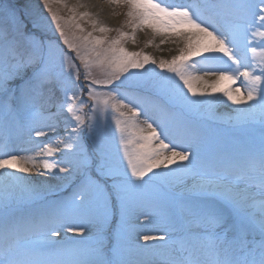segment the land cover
I'll return each mask as SVG.
<instances>
[{"label": "snow or ice", "instance_id": "snow-or-ice-1", "mask_svg": "<svg viewBox=\"0 0 264 264\" xmlns=\"http://www.w3.org/2000/svg\"><path fill=\"white\" fill-rule=\"evenodd\" d=\"M108 2L127 7L131 34L94 36L113 31L95 19L84 34L78 20L92 14L77 7L85 5L43 0L59 32L54 41L39 16L0 0V120L16 139L28 134L19 151L7 134L0 154V179L22 193L0 201V264H144L126 251L148 252L149 264H264V50L255 61L257 42L264 46V0ZM53 4L68 9L67 20ZM68 27L81 35L69 36ZM145 28L178 54L157 62L129 51L125 43L135 44ZM59 41L82 62L91 104L79 99L84 85L72 90L80 68L58 51ZM92 64L108 78L90 79ZM148 64L160 71L145 76ZM130 78H137L135 98L121 91ZM100 88L107 89L102 102ZM224 98L244 106L238 126L259 121V149L205 162L195 116ZM85 107L87 119L79 114ZM109 108L120 117L122 155L98 138ZM33 170L57 183L32 186L16 175ZM145 224L163 234H143Z\"/></svg>", "mask_w": 264, "mask_h": 264}, {"label": "rangeland", "instance_id": "rangeland-1", "mask_svg": "<svg viewBox=\"0 0 264 264\" xmlns=\"http://www.w3.org/2000/svg\"><path fill=\"white\" fill-rule=\"evenodd\" d=\"M108 2V0H106ZM14 3L17 4L18 7H20L22 10L24 8H27L32 14L37 15L40 17L41 20H43L45 25V35L48 38L53 39L54 41L59 40V32L55 30V23H50L51 16L47 12V9L44 7L43 0H13ZM190 2H193V0H165V3L167 4H188ZM66 3L68 7H72L75 5L83 4L85 7H77V13L82 12H89L92 15L89 17H86L84 19L78 20L81 27L85 29V33L87 32H93V25L91 23L92 20H98L103 25L107 26L108 28L113 29V31L108 33H100V32H93L94 36H107L109 39L116 38L119 35V32L116 31L119 29L120 31L126 32L131 34L132 28L127 23V16L125 15L127 12V7L122 4L112 5V13L118 18V21L114 25H109L102 21L99 17V15L91 10L86 1L84 0H66ZM53 9L55 11H58V14L67 20L68 16L71 15V13L68 12L67 8L60 7L56 4L52 5ZM67 32L69 36L73 34V32L76 33V35H81L78 30H76L74 27H68ZM136 37V43L133 44L129 40L127 43H125V47L129 51H142L143 53H146L153 57L154 59L159 62L160 59H166L170 60L173 55L178 54V46L176 47L175 51L170 54H161L158 53V50L162 47V44L160 43L162 37L159 35H154L150 28H145L143 31L137 30L135 33ZM173 39L175 37L173 36ZM60 48L58 51L62 50L63 53L66 55H70L72 59V63L77 65L80 68V79L76 82V85L73 87L74 92L79 93V87L80 85H84V91L82 93H79V99L88 101L89 104H91V101L88 100L87 95V82L84 80V66L82 62L79 59L75 58V52H69L66 45H63L62 41H59ZM180 47L183 46V44L179 45ZM257 55L255 57V61L258 63L261 59L259 52L261 50H264V46H261L259 42H257ZM198 59V58H196ZM146 67L149 69V73L145 74V76H148L151 74L153 68H155L156 72H159L160 69L154 65L148 64ZM91 72L90 79H96V80H104L108 78V72L100 67L97 64H92L90 68L88 69ZM73 75H74V70ZM132 71H138V70H132ZM142 71V70H139ZM199 75H203V72H197ZM137 78H130L128 81L125 82V86L122 87L121 91L125 92V94L132 96L135 98L136 95L139 93L137 92V89L135 88ZM239 81L237 82V85L239 86ZM102 95L98 97V101L102 102L105 96L103 93L107 92V89H97ZM220 95V94H216ZM192 99L196 100H204L205 98L202 97H193ZM210 99V98H208ZM102 107V103L100 104ZM219 106H225L227 108L237 109L239 106L231 104V102H228L226 98H224L223 101L212 103L211 105L204 104L203 107L200 108L198 115L195 116L196 121L199 124L200 127V134H201V143L199 145V150L201 153V158L203 161L207 162L208 160L216 157H223V156H239L243 152L247 151L249 148H255L259 149L260 140H261V126L259 124V121L255 123V125L252 126H238L237 125V119L239 116L238 114H232L229 118H226L225 120L219 119L216 116V110ZM77 107H79V104L77 103ZM145 107L149 108V114H154L155 110L151 108V106L146 105ZM126 111V110H125ZM87 119L88 116L91 115L89 112V109L85 107L83 109V112L79 113ZM117 119H120L118 113H114L109 108L107 112L106 118H102L99 123L98 128V138L106 144V146L109 148L111 153L113 155H116L119 151V154L122 155V148L120 146V133L116 128L115 121ZM144 117L140 118V123L142 125ZM3 122L0 120V123ZM25 133H27L25 131ZM63 131L61 130V135H63ZM27 136L25 137L27 141ZM25 142V141H24ZM26 144V143H23ZM63 175V174H61ZM46 176L51 180V183L54 185L57 183V181L52 180L50 176L46 174ZM11 194L20 196L22 195L21 189L13 188L10 190ZM9 192L1 193L0 194V201L3 200V198L9 194ZM60 194V193H58ZM23 195H27L24 193ZM47 200H54L56 198V195L53 194H45ZM141 195L145 197V199L150 198L151 193L148 189H144L141 192ZM143 220V217H141ZM145 229H155V224H145ZM125 257L137 260L141 259L142 253L141 251H126ZM140 256V257H139Z\"/></svg>", "mask_w": 264, "mask_h": 264}, {"label": "bare ground", "instance_id": "bare-ground-1", "mask_svg": "<svg viewBox=\"0 0 264 264\" xmlns=\"http://www.w3.org/2000/svg\"><path fill=\"white\" fill-rule=\"evenodd\" d=\"M86 1L88 7L95 11L100 19L104 21L105 23L109 25H114L118 21V18L112 13V5L109 4L106 0H84ZM177 45L173 44L171 42L162 44V47L158 50V53L161 54H170L173 53L176 49ZM214 77H206V79H213ZM244 107L243 105L239 106L237 109H232V108H227L225 106H219L216 110V116L219 119L225 120L226 118H229L232 116V114H238V110L240 108ZM23 142L20 141L19 143L15 144V151H19L20 149L27 147L26 144H22ZM6 150L0 149V154H2ZM0 158H3L2 155H0ZM9 171V170H5ZM16 175H21V176H26L27 177V183L32 185V186H39V185H46V183H51V180L45 175H37L35 170H33L31 173L28 174H21V173H16ZM8 182L4 181L3 179H0V194L9 192L11 189L6 188V184ZM52 184V183H51ZM16 189H19L20 187H14ZM141 219V218H140ZM142 220V219H141ZM143 234H150V235H158V234H163L161 232L155 231L154 229H145L143 230ZM69 237H71L73 234L69 233ZM139 243L143 244L144 241L141 239L139 240ZM149 247L151 248V242L149 244ZM142 257L144 260V264H149V253L146 251H141Z\"/></svg>", "mask_w": 264, "mask_h": 264}]
</instances>
